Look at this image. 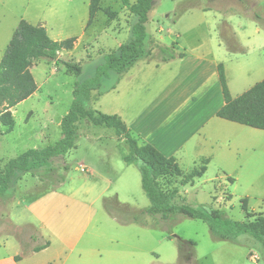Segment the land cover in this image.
<instances>
[{"label":"rangeland","instance_id":"374dc122","mask_svg":"<svg viewBox=\"0 0 264 264\" xmlns=\"http://www.w3.org/2000/svg\"><path fill=\"white\" fill-rule=\"evenodd\" d=\"M135 2L130 0L131 4ZM58 4L60 9L61 0ZM50 7H53L50 0H0V58L8 44L3 45L8 34L6 29L20 14L32 24L45 19L48 28L53 27L57 31L62 24L61 17ZM257 15L264 20V0H154L146 23L151 49V57L146 60L159 62L155 58L157 44L174 43L177 53L186 54L188 46L208 40L209 29L214 27L221 32V26L227 19L235 24L239 21L247 25L251 20L258 22ZM136 20V16L120 0H99L98 10L91 22L86 24V35L93 36V40L77 42L75 38L72 48L60 50L57 57L78 63L82 67L81 76H90L103 62L104 54L131 38V27ZM29 71L37 86L35 93L7 110L11 126L0 119V170L9 159L27 149H41L59 140L62 135L60 121L73 100L72 91L78 77L63 63L38 58L31 62ZM110 73L112 76L103 80L100 90H107L114 82L115 73ZM100 90L93 91L88 108L115 114V111L104 112L95 105ZM117 107L115 103L112 105L114 109ZM75 130V147L61 157L52 158L47 164L54 167L58 176L55 180L41 181L35 173L28 172L15 186L0 195V238L13 236L18 241H24L25 228L13 224L9 215L19 213L31 201L53 199L45 196L54 191L94 201L97 208L95 218L105 230L106 226L111 230V226L120 227L119 223H111L109 208L129 218L133 214L141 216V211L149 206L137 163L123 160V155L129 151L124 140L117 137L112 129L95 125L88 119L75 123ZM260 131L263 151L264 130ZM202 160L196 165L186 160L181 167L182 175L160 178L161 187L176 186L187 204L220 209L234 221L247 220L241 207L244 197L248 199L250 210L264 215L263 156L254 166V175L244 172L235 181H230L226 176L215 175L213 170L196 178L192 185H181L187 172L198 167ZM58 179L60 182H57ZM180 202L178 198L176 203ZM141 219L143 224L131 221L123 224H128L127 229L140 235L141 248L147 250L150 264H264V243L248 234H238L235 241H228L213 236L202 220L178 216L162 221L158 216L148 214H143ZM32 232L37 233L35 230ZM175 236L195 242L193 255L188 261L180 260Z\"/></svg>","mask_w":264,"mask_h":264},{"label":"crops","instance_id":"0c3cea01","mask_svg":"<svg viewBox=\"0 0 264 264\" xmlns=\"http://www.w3.org/2000/svg\"><path fill=\"white\" fill-rule=\"evenodd\" d=\"M50 1V9L61 17L62 24L57 31L49 29L45 19L35 24L44 25L54 40H93V36L86 35L90 0H61L60 9L58 0ZM22 18L18 15L6 29L3 45ZM185 49L183 58L137 61L124 74L114 76L107 90H100L95 105L104 112L115 111L133 135L163 155L174 157L180 168L186 160L196 165L206 159L202 176L213 170L230 181L244 172L254 175V166L264 157L261 129L216 116L224 104L218 65L223 66L232 97L263 80L264 27L252 20L247 25L239 21L235 24L229 18L221 32L213 27L208 30L207 41H197ZM114 103L116 109L112 108ZM48 196L53 199L31 201L19 213L9 215L13 224L25 228V239L0 238V264H150L147 250L141 248L140 235L113 216L111 223H119L120 227L111 226V230L106 226L105 230L95 218L94 201L58 191ZM242 199L250 212L263 215L249 209L246 197ZM47 241L46 247L35 250Z\"/></svg>","mask_w":264,"mask_h":264},{"label":"trees","instance_id":"16d2710c","mask_svg":"<svg viewBox=\"0 0 264 264\" xmlns=\"http://www.w3.org/2000/svg\"><path fill=\"white\" fill-rule=\"evenodd\" d=\"M137 18L131 27V38L121 43L115 50L103 55V62L98 65L90 76L82 77V67L73 61L61 60L58 52L71 49L74 37L63 40L52 39L47 29L41 24H32L20 19L12 36L0 58V119L8 126L12 120L7 110L16 103L31 96L36 91V83L29 66L38 58H48L56 63H63L68 71H72L78 80L72 91L71 105L60 121L62 137L52 145L41 149L30 148L9 159L0 170V195L16 185L25 173H35L41 181L55 180L54 167L47 166L55 157H61L75 147L77 133L75 123L81 119H88L95 125H103L114 131L122 138L128 147V153L123 155L126 163H137L140 173L141 186L150 204L141 214L158 216L166 221L178 216H185L205 222L212 235L221 240L235 241L238 234H248L264 243V215L253 214L247 208L245 199L241 201L242 210L247 218L244 221H234L220 209H208L205 206L187 204L176 186L167 189L161 187L160 178H177L182 175V169L174 157H167L160 153L152 144L141 141L133 135L126 123L117 114H106L94 108H88L93 98V91L100 90L104 79L120 76L127 72L137 61L151 57L150 42L147 39L146 23L154 0H120ZM99 8V0H90L87 25ZM258 22L264 26V20L258 15ZM155 58L159 62H167L176 58H183L185 53L175 51V44L156 45ZM218 76L224 97L223 106L216 112V116L225 120L264 130V79L255 83L242 94L232 97L228 90L223 66L218 65ZM100 94V93H99ZM207 160L203 159L198 167L190 169L184 176L183 183L193 184L194 179L202 176L206 170ZM65 168H67L65 166ZM57 182H60L58 179ZM180 198L181 202L176 203ZM112 216L120 223L128 221L142 223L140 215L129 218L120 216L108 209ZM253 217L251 220L250 218ZM179 244L180 260L191 259L195 242L175 236ZM48 241L35 247V250L46 247ZM186 261V262H187Z\"/></svg>","mask_w":264,"mask_h":264}]
</instances>
